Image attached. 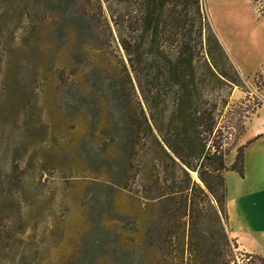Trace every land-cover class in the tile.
<instances>
[{"label": "rangeland", "instance_id": "1", "mask_svg": "<svg viewBox=\"0 0 264 264\" xmlns=\"http://www.w3.org/2000/svg\"><path fill=\"white\" fill-rule=\"evenodd\" d=\"M204 5L250 87L205 88L228 100L218 107L229 167L264 95V0ZM128 9L116 0H0V264H162L168 203L151 207L146 197L166 185L151 187L148 179L184 178L155 140L152 114L162 124L164 106L150 109L123 67L120 35L132 36ZM208 35L203 31L204 48L235 77ZM255 147L263 159L250 153L246 177L225 172L238 228L246 219L244 192L264 190V142ZM235 252L231 264H252L240 248Z\"/></svg>", "mask_w": 264, "mask_h": 264}, {"label": "trees", "instance_id": "2", "mask_svg": "<svg viewBox=\"0 0 264 264\" xmlns=\"http://www.w3.org/2000/svg\"><path fill=\"white\" fill-rule=\"evenodd\" d=\"M116 2L129 6L126 22L132 33L129 37L120 35L127 59L123 67L129 80L132 74L150 109L164 106L162 124L152 114L159 136L155 140L166 161L184 178V183H179L174 174L158 173L148 179L151 187L166 185L163 191L146 197L151 207L168 203L162 223L161 263H235V248L239 246L229 234L225 172L233 170L244 176V148L252 140L238 147L228 167L219 125L222 108L218 107H225L228 100L220 101L205 88L208 83L225 82L248 86L229 62L204 0ZM258 12L264 14V8H258ZM203 31L213 36L235 77L220 70L212 49L204 48ZM206 39L209 42V37ZM244 91L251 95L249 89ZM261 100L252 113L262 106ZM144 119L147 121L146 116ZM191 172H196L197 177L193 178ZM241 253L253 259L252 264H264L260 254Z\"/></svg>", "mask_w": 264, "mask_h": 264}, {"label": "crops", "instance_id": "3", "mask_svg": "<svg viewBox=\"0 0 264 264\" xmlns=\"http://www.w3.org/2000/svg\"><path fill=\"white\" fill-rule=\"evenodd\" d=\"M264 100L263 92H261ZM263 106L259 108L257 114L246 126L243 134L244 138L252 140L244 148V176H247L248 165L251 164L249 156L252 151L256 152V144L264 142V111ZM246 141V142H247ZM245 142V143H246ZM255 147V148H253ZM257 149V150H256ZM252 155V154H251ZM256 158L263 159L255 153ZM244 202L246 219L242 228L235 227L232 223V217L229 214V234L236 239L241 250L251 253H257L264 257V190L245 191L241 197ZM227 210H228V192H227Z\"/></svg>", "mask_w": 264, "mask_h": 264}]
</instances>
